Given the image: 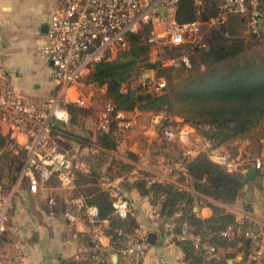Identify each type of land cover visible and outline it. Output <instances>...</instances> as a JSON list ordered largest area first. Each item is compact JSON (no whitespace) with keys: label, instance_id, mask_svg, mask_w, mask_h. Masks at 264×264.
<instances>
[{"label":"built area","instance_id":"obj_1","mask_svg":"<svg viewBox=\"0 0 264 264\" xmlns=\"http://www.w3.org/2000/svg\"><path fill=\"white\" fill-rule=\"evenodd\" d=\"M218 1L219 12L215 17L205 22L199 18L179 22L176 19L179 0H64L61 6L50 13L42 39L41 51L50 65L49 79L54 84V91L41 106L35 101L23 99L10 86L8 73L0 64V130L24 150L21 168L10 187L5 192L0 190V264H18L2 247L1 239L7 230L12 201L18 197L23 185L26 184L30 192L36 193L41 185L53 178L63 189H75L76 162L86 149L81 146L61 148L53 131L56 124L69 123V102L86 106V100L78 93L76 84L88 74L92 65L116 56L120 49L125 48L128 35L145 25L151 26L147 42L157 54L162 44L185 47L200 43L203 26H215L224 22L230 14L239 15L245 20L248 32L260 36L264 17L262 0ZM194 3L199 14L202 1L194 0ZM168 63L175 67L191 65L188 55L169 59ZM153 79V76L146 74L141 76L143 84ZM165 84V79H158L154 90L161 91ZM72 89L76 92L74 98ZM111 125L122 135L133 124L126 111L116 109L115 104L108 101L99 113L98 128L105 131ZM193 131L191 125L177 123L165 127L162 135L168 141L186 143ZM210 158L225 165L228 171L237 169V162L225 155L212 151ZM263 164L262 157L253 160L256 170H261ZM110 196L113 214L120 219H127L131 214L128 200L116 189L110 191ZM48 200L50 205H55L53 198ZM153 213L160 215L159 205H154ZM62 214L72 228L79 220L92 226L91 244L74 256L76 262L108 264V249L101 244L99 234L111 227H104L103 222L106 220L99 218L97 206L87 204L82 196L72 195L64 200ZM113 230L120 241L115 253L121 264L143 256L148 247L145 239L122 229ZM219 234L227 240H237L241 245L246 242V254L250 261L264 257V225H249L240 219L226 226ZM209 237V232L193 231L187 220H182L178 225L176 238L201 250L205 259L212 261L218 258L219 247L211 243Z\"/></svg>","mask_w":264,"mask_h":264},{"label":"trees","instance_id":"obj_2","mask_svg":"<svg viewBox=\"0 0 264 264\" xmlns=\"http://www.w3.org/2000/svg\"><path fill=\"white\" fill-rule=\"evenodd\" d=\"M201 1L202 10L197 14L194 0H179L177 21L186 22L199 18L205 22L218 14V0ZM243 23L245 20L239 15L230 14L224 22L215 26L205 25L208 28L200 43L185 47L162 44L166 53L163 55L160 52L155 60L150 58L153 47L147 42L151 26H142L137 32L128 35L125 48L120 49L116 56L95 63L83 78L85 84L104 88L106 98L118 110L165 111L180 116L183 123L191 125L206 140L207 146L193 158L185 160L187 175L194 191L222 203L236 200L245 178L240 170L228 171L225 165L213 161L210 154L234 137L248 132L264 111V50L253 53L260 43H264V30L260 36L250 34L247 29L240 32ZM181 55H188L190 67H175L168 63L169 59ZM140 67L156 71L154 79L143 84L141 76L144 70L138 71ZM160 78L165 79L166 84L161 91H155V81ZM129 82H134L135 87L130 86L127 91H123L122 85ZM67 108L75 118L78 113L86 112L87 107L69 102ZM97 130L99 134L95 136L96 145L115 150L120 134L114 126L111 125L105 131L99 128ZM9 144L15 145L16 153L4 150ZM129 155L133 157V154ZM23 159L24 150L21 145L0 130V186L5 177L11 182L14 180ZM256 176L264 186V164L261 170H257ZM95 181L93 177L86 179L80 175L76 168L78 194L75 196H82L87 204L97 206L99 218L107 220L111 227L105 228L104 232L109 235L110 243L116 250L120 241L113 229L132 233L134 223L129 217L120 219L113 214L111 196L92 185ZM85 183L88 185L83 187ZM134 185L141 192L146 191L151 195L152 204L159 205L160 216L169 218L179 213L174 223L176 232L179 223L187 220L193 231L209 232V241L216 246L236 247L237 240H227L219 234L226 226L236 222L234 215L226 212L222 206L208 202L212 214L207 218H200L192 210L196 201L193 192L180 189L173 183H148L144 178L136 180ZM243 220L249 225H255L248 218ZM180 244L185 258L195 264H228L226 259L206 260L201 250L194 249L186 242ZM239 249L243 250L247 258L246 242Z\"/></svg>","mask_w":264,"mask_h":264},{"label":"crops","instance_id":"obj_3","mask_svg":"<svg viewBox=\"0 0 264 264\" xmlns=\"http://www.w3.org/2000/svg\"><path fill=\"white\" fill-rule=\"evenodd\" d=\"M63 3L64 0H0V64L8 73L10 86L23 99L35 101L40 106L54 91V84L49 79L50 65L41 51L42 39L47 30L50 13ZM262 5L264 7V0ZM262 27L264 30V17ZM126 114L136 121L137 114L133 111H126ZM126 132L121 135L124 138L118 141L120 145L116 146L119 151L100 148L96 143L93 147L84 145L81 147L86 151L76 162L80 175L86 179L95 178L92 185L109 195L112 189H116L128 200L131 208L129 218L134 223L132 233L137 238L146 240L150 232L156 235L154 243L148 244L141 258L126 261L125 264H195L185 258L180 241L176 238L174 223L179 213L169 218L156 216L153 213L151 195L146 191L141 192L134 185L139 178H144L148 183H173L180 189L193 192L196 201L192 210L200 218H207L212 214L207 205L212 202L232 213L236 220L248 218L254 224L264 225V187L261 191L257 188V170L252 178L245 179L234 202L222 203L194 191L192 181L187 175L185 160L196 156L201 149L188 147V153L173 172L169 170L166 173L158 169L151 171L149 165L141 162L133 165L127 159L129 153L133 154L134 159L137 158L138 152L130 144V140L125 138ZM84 139H90L94 143L95 136H84ZM222 149L223 146H219L213 152L237 162V170L243 174L253 167V161L245 167V159L233 158L229 153L221 151ZM126 150L131 152H127L125 156ZM138 155L140 156L139 153ZM141 169L146 172H139ZM260 183L263 185L261 180ZM87 185L85 183L82 186ZM77 191L76 185L72 190L61 188L53 178L41 185L36 193L30 192L26 184L23 185L18 197L12 201L7 230L1 239V245L8 255L18 264H78L74 256L89 247L92 226L79 220L72 228L62 214L64 200L75 196ZM243 194L248 199L244 206ZM49 198L55 200V205L49 204ZM103 225L106 227L108 221H104ZM99 237L101 244L108 249L111 264H121L110 243L109 235L103 230ZM241 247L239 243L236 247H219L217 259H226L228 264H264V257L258 261H250L244 256L243 250L239 249Z\"/></svg>","mask_w":264,"mask_h":264},{"label":"rangeland","instance_id":"obj_4","mask_svg":"<svg viewBox=\"0 0 264 264\" xmlns=\"http://www.w3.org/2000/svg\"><path fill=\"white\" fill-rule=\"evenodd\" d=\"M207 28V26H203V34ZM246 29V24H241L240 32H245ZM263 50L264 43L262 42L257 49H254L253 53L257 54ZM157 52L158 54L161 52L163 55L166 53L162 47L161 50L159 49ZM158 54L152 49L150 58L155 60ZM193 55L196 57V54ZM143 70V73L149 77H154L156 74V71L145 70L143 67H140L138 71ZM83 78L78 82V84H76L75 87H77L79 91L78 93L81 94L86 100V112L78 113L75 118L72 117L71 112H69V123L66 125L58 124L53 131L54 137H56L57 142L63 149H69L76 146L77 144L80 146L85 145L87 147L94 146L95 142L92 143L90 139H84V136L92 137L99 134V131L97 130L99 113L109 101L105 96L104 88H95L92 85L85 84L83 83ZM130 86L135 87V83L129 82L123 84V91H127ZM72 91L74 92L73 89ZM75 95L76 92L73 93L72 97L74 98ZM178 108L182 110L184 109L182 107ZM133 112L137 114L136 121L132 120L133 125L131 129L125 133V138L130 140V144L132 143V146L135 148L136 152L140 154L139 156L137 153V158L135 159L130 156L127 158L133 165L141 162V164L149 165L151 171L158 169L166 173H168L169 170V172H173L174 170L178 169L177 165L182 163L183 158L186 156V153H188V147L193 146V148H199L201 149L200 151H202L207 146L206 140L197 134L196 130L192 132L189 140L186 143H179L174 140L168 141L164 139L162 135L163 129L165 127L175 126L177 123H183V119L180 116L178 117L171 113H166L165 111L152 112L134 109ZM123 138L124 137L120 135L118 141ZM221 146H223L221 151L229 153L233 158L245 159L244 162L245 164L247 163L245 167L249 166V163L252 162L256 157H262L264 162V111L261 113V117L258 119L253 128L243 135L234 137ZM4 150H11L13 153L17 152V148L14 144H9ZM115 150L119 151L120 149L116 148ZM127 152L131 151L126 150L125 156ZM139 172L142 173L146 171L141 169ZM255 183L257 184L258 190L261 191L262 187L264 186L261 185L260 179L258 178ZM10 185L11 181L8 179V177H5L3 180V185L0 186V189L2 191H6ZM247 202L248 199L247 195L245 194L243 196L242 206H244ZM256 224L259 225L262 223Z\"/></svg>","mask_w":264,"mask_h":264},{"label":"water","instance_id":"obj_5","mask_svg":"<svg viewBox=\"0 0 264 264\" xmlns=\"http://www.w3.org/2000/svg\"><path fill=\"white\" fill-rule=\"evenodd\" d=\"M255 173H256V169L254 167H251L244 172V178L250 179L255 175ZM155 238H156V235L150 232L147 234L146 241L148 244H153L155 241Z\"/></svg>","mask_w":264,"mask_h":264}]
</instances>
